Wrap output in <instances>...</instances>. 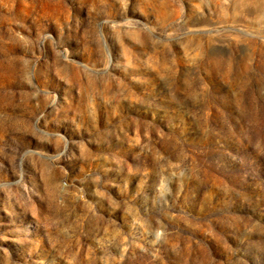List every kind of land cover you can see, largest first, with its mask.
Returning <instances> with one entry per match:
<instances>
[{
  "label": "rangeland",
  "instance_id": "obj_1",
  "mask_svg": "<svg viewBox=\"0 0 264 264\" xmlns=\"http://www.w3.org/2000/svg\"><path fill=\"white\" fill-rule=\"evenodd\" d=\"M0 264H264V0H0Z\"/></svg>",
  "mask_w": 264,
  "mask_h": 264
}]
</instances>
